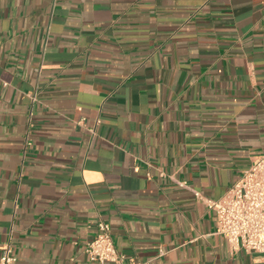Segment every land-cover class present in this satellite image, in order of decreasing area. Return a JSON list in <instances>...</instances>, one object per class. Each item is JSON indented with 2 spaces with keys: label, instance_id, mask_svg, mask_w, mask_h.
<instances>
[{
  "label": "crops",
  "instance_id": "crops-1",
  "mask_svg": "<svg viewBox=\"0 0 264 264\" xmlns=\"http://www.w3.org/2000/svg\"><path fill=\"white\" fill-rule=\"evenodd\" d=\"M264 151V0H0V248L264 264L214 210ZM164 253L159 255V250ZM1 254V253H0Z\"/></svg>",
  "mask_w": 264,
  "mask_h": 264
},
{
  "label": "built area",
  "instance_id": "built-area-1",
  "mask_svg": "<svg viewBox=\"0 0 264 264\" xmlns=\"http://www.w3.org/2000/svg\"><path fill=\"white\" fill-rule=\"evenodd\" d=\"M194 193L209 209L215 211L216 232L227 240L232 252L244 249L259 253L264 258V151L252 159L249 167L242 170L221 198L213 199L197 190ZM85 251L92 261L101 263L151 264V260H133L120 252L115 245L111 226L104 220L98 223V232L86 244ZM0 253V264H17L18 258L13 252L11 240L1 246ZM163 253L161 248L159 255Z\"/></svg>",
  "mask_w": 264,
  "mask_h": 264
}]
</instances>
